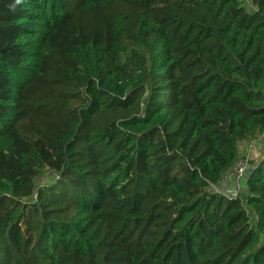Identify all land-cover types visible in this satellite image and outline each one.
<instances>
[{"label": "trees", "instance_id": "trees-1", "mask_svg": "<svg viewBox=\"0 0 264 264\" xmlns=\"http://www.w3.org/2000/svg\"><path fill=\"white\" fill-rule=\"evenodd\" d=\"M0 0V264H264V0Z\"/></svg>", "mask_w": 264, "mask_h": 264}, {"label": "rangeland", "instance_id": "rangeland-1", "mask_svg": "<svg viewBox=\"0 0 264 264\" xmlns=\"http://www.w3.org/2000/svg\"><path fill=\"white\" fill-rule=\"evenodd\" d=\"M241 1L245 2L244 5L246 6L247 9L249 10L254 9V6L250 0H241ZM239 150L240 153L237 157V161L247 162L250 167L249 170H251L252 166L254 164H257L264 156V134H258L251 140H247L243 142ZM246 177L247 174L242 178H240L238 182H235L233 177H232L233 181H230L227 179L226 176L221 183V188L224 192H226V194H231L235 190H238V193L240 194L245 190Z\"/></svg>", "mask_w": 264, "mask_h": 264}, {"label": "built area", "instance_id": "built-area-1", "mask_svg": "<svg viewBox=\"0 0 264 264\" xmlns=\"http://www.w3.org/2000/svg\"><path fill=\"white\" fill-rule=\"evenodd\" d=\"M239 1H241V0H239ZM238 162H240V163H238ZM249 169H250V167H249L247 162H245V161H237V159H236V161L233 164V167L228 172L229 174L227 173L228 175H226L227 179L230 180V181H233V179H234L235 182H238V180L240 178H242L243 176H245L246 174L249 173V171H250ZM232 177H233V179H232ZM238 194H239L238 190H235L234 192H232L231 194H228V195L234 198V197H237Z\"/></svg>", "mask_w": 264, "mask_h": 264}, {"label": "clouds", "instance_id": "clouds-1", "mask_svg": "<svg viewBox=\"0 0 264 264\" xmlns=\"http://www.w3.org/2000/svg\"><path fill=\"white\" fill-rule=\"evenodd\" d=\"M16 2H17V3H20V2H21V0H16Z\"/></svg>", "mask_w": 264, "mask_h": 264}]
</instances>
